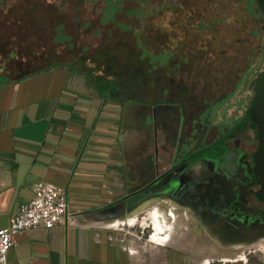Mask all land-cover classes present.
Returning <instances> with one entry per match:
<instances>
[{
  "label": "crops",
  "instance_id": "obj_1",
  "mask_svg": "<svg viewBox=\"0 0 264 264\" xmlns=\"http://www.w3.org/2000/svg\"><path fill=\"white\" fill-rule=\"evenodd\" d=\"M111 81L119 82L96 61L0 78V230L38 182L64 187L68 204L62 224L15 237L9 264H189L184 231L160 244L150 237L143 248L115 232L153 204L155 191H139L160 173L156 157L134 151L136 128H126L127 114L141 122L140 105L111 92Z\"/></svg>",
  "mask_w": 264,
  "mask_h": 264
},
{
  "label": "rangeland",
  "instance_id": "obj_2",
  "mask_svg": "<svg viewBox=\"0 0 264 264\" xmlns=\"http://www.w3.org/2000/svg\"><path fill=\"white\" fill-rule=\"evenodd\" d=\"M41 1L38 8L30 7V11L23 8L26 21L29 24H39L46 28L61 22L66 25L70 24L77 16L81 22L79 25L81 32L78 31L79 38L73 45L77 53L95 52L103 44V40L107 39L108 29L116 27L117 24L131 26L139 38H151L157 26L165 28V25H169L166 29L174 33L177 39L182 38L186 41H197L199 36L196 28L200 25L208 26L202 34L203 39H206L205 42L198 43L205 44L206 51L211 54L216 69L206 70L204 76L201 72L197 77L196 68L193 67L192 70L183 73L182 80L186 86L201 88L205 85L211 92L213 90L217 92L210 95H215L216 102H221L213 112L211 123L219 129L232 127L233 123L240 121L254 96V83L264 70V57H259L250 64V68L236 86L227 88L229 80H233L234 83L235 78L232 71L233 55H238L237 59H240L245 54H250L260 39L264 40V32L260 33L258 26L244 12L241 0ZM1 2L4 3V5L0 4L1 8L9 7V0H0ZM76 7L80 8L77 14L75 13ZM120 10L131 13L127 15ZM127 16H129L128 19ZM217 20H219L218 23H216ZM72 25L74 29V24ZM178 27L181 28L180 32ZM114 34L118 38L130 39V36H121L118 32ZM171 37L174 36L171 35ZM186 41L184 44H189ZM185 47L188 51L189 46ZM230 52L234 54L230 55ZM138 59L139 61L148 60V66L155 69V64L160 68H165L166 63L173 60V56L170 53L155 56L142 49L138 54ZM59 61L70 62L68 57L61 58ZM128 75H130L129 72ZM135 75H137L135 76L136 81H140L145 75L142 66L141 72L138 71ZM222 79L225 80L222 81ZM175 81L178 82L176 79ZM106 85L109 86L111 92L119 90L120 99L124 98L127 103L135 99V102L140 105L141 111L138 114H141V122L134 123L132 116L127 114L126 128L132 130L136 128V133L130 135L131 140L138 142L134 151L143 155L145 160L156 157L158 172L162 173L169 166L170 156L160 149L165 144V135L159 129V125L165 122L167 110L174 108L176 104L172 101L154 103L146 99L142 93L139 94L138 88L131 91L122 82L113 83L111 81ZM156 113H161L158 115L159 118ZM201 118L205 119L206 114ZM169 123L171 124L172 121ZM156 137L159 152L155 155ZM202 166L201 163L189 165L182 174L183 181H208L207 171L202 169ZM194 167H200V170L195 172ZM205 175L206 178H204ZM151 203L153 204H149L142 212L131 217L132 220L134 219V226L118 225L115 228V232L129 244L143 248L150 243V237L152 242L158 244L160 241H165L161 237L168 235L176 238L181 231H184L187 235L189 234L191 249L189 264H264V234L258 236L244 233L239 237L231 236L224 223L217 218L213 221H208V219L201 221L200 216L191 207L187 208L177 202L168 201L163 195H159ZM155 215L159 220H164L163 225H166L167 230H163L164 235L159 237L161 239L153 240L152 217Z\"/></svg>",
  "mask_w": 264,
  "mask_h": 264
},
{
  "label": "trees",
  "instance_id": "obj_3",
  "mask_svg": "<svg viewBox=\"0 0 264 264\" xmlns=\"http://www.w3.org/2000/svg\"><path fill=\"white\" fill-rule=\"evenodd\" d=\"M41 3V0H9V7L3 6V8L1 5L4 3H0V78L3 77L11 82L21 80L59 63L61 58L68 57L70 61L83 65L87 61L99 62L111 78L122 82L131 91L138 88L139 94L142 93L146 99L154 103L174 102L176 104L174 111L185 113L188 124L190 122L201 123L203 116L201 107L217 101L215 95L210 96L211 93H217L215 90L211 92L205 85L201 88L186 86L182 80L183 73L192 70L193 67L196 68L197 77L201 72L204 76L206 70L216 69L211 54L206 51L205 44L203 43L204 46H202L203 44L198 43L205 42L206 39H203L202 34L208 26L200 25L196 28L199 36L197 41H186L182 38L177 39L174 33L166 29L169 25H165V28L157 26L151 38H139L131 26L117 24L116 27L108 29L107 39L103 40V44L95 52L77 53L73 46L79 38L78 33L81 32L79 31L81 22L77 16L70 24L66 25L61 22L46 28L39 24H29L26 21L23 8L30 11V7L38 8ZM241 5L248 17L258 26L260 33H263L264 15L257 8L255 0H241ZM79 9L75 8L76 14L80 12ZM120 12L127 15L131 13L124 10ZM218 22L219 20L216 21ZM72 24H74V29ZM70 25L72 27H69ZM178 30L180 32L181 28L178 27ZM115 32L121 36H130V39L118 38ZM185 41L189 44H184ZM185 46H189L188 51ZM140 47L155 56L170 53L173 60L167 62L165 68H160L155 64V69H153L152 66H148V60L139 61L138 54L142 50L139 49ZM233 54L234 52H230V55ZM261 56H264V40L262 39L250 54H245L240 59H237L238 55H233L232 71L235 78L234 83L233 80H229L227 88L236 86L250 68V64ZM50 61L52 63L49 64ZM141 66L145 75L140 81H136L135 76L137 75L135 74L138 71L141 72Z\"/></svg>",
  "mask_w": 264,
  "mask_h": 264
},
{
  "label": "flooded vegetation",
  "instance_id": "obj_4",
  "mask_svg": "<svg viewBox=\"0 0 264 264\" xmlns=\"http://www.w3.org/2000/svg\"><path fill=\"white\" fill-rule=\"evenodd\" d=\"M252 100L240 121L223 129L211 123L221 102L201 107V114H206L201 123L188 124L185 113L168 109L159 129L165 135V144L160 149L170 156L169 166L149 188L139 192L152 189L157 196L191 207L201 221L217 218L231 236L263 235L264 152L259 150L257 129L246 116ZM158 146L156 137L155 155ZM195 163L203 164L201 168L207 171L208 181H183L182 174Z\"/></svg>",
  "mask_w": 264,
  "mask_h": 264
},
{
  "label": "built area",
  "instance_id": "obj_5",
  "mask_svg": "<svg viewBox=\"0 0 264 264\" xmlns=\"http://www.w3.org/2000/svg\"><path fill=\"white\" fill-rule=\"evenodd\" d=\"M66 189L59 185L38 182L31 189L28 203L20 205L9 220L8 227L0 230V264H9L8 255L21 233L38 229H53L67 218Z\"/></svg>",
  "mask_w": 264,
  "mask_h": 264
},
{
  "label": "water",
  "instance_id": "obj_6",
  "mask_svg": "<svg viewBox=\"0 0 264 264\" xmlns=\"http://www.w3.org/2000/svg\"><path fill=\"white\" fill-rule=\"evenodd\" d=\"M259 11L264 15V0H255ZM254 98L246 116L257 129L260 152H264V71L254 83Z\"/></svg>",
  "mask_w": 264,
  "mask_h": 264
},
{
  "label": "bare ground",
  "instance_id": "obj_7",
  "mask_svg": "<svg viewBox=\"0 0 264 264\" xmlns=\"http://www.w3.org/2000/svg\"><path fill=\"white\" fill-rule=\"evenodd\" d=\"M164 221V220H163ZM163 221L159 220L158 216L155 215L152 217V231L154 232L153 234V240L155 238H159L160 236L164 235L163 230H167L166 225H163ZM133 224V222H131ZM161 239V238H159ZM159 239L157 241H159ZM163 241H160L158 244L162 243Z\"/></svg>",
  "mask_w": 264,
  "mask_h": 264
}]
</instances>
